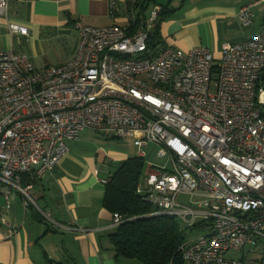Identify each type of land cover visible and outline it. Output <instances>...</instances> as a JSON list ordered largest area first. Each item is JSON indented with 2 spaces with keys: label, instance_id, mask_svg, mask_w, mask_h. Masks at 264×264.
I'll return each mask as SVG.
<instances>
[{
  "label": "built area",
  "instance_id": "built-area-1",
  "mask_svg": "<svg viewBox=\"0 0 264 264\" xmlns=\"http://www.w3.org/2000/svg\"><path fill=\"white\" fill-rule=\"evenodd\" d=\"M260 3L239 10L243 25ZM160 12L154 5L142 14L140 0H127L125 26L75 21L74 56L56 66L37 70L25 53L0 51V196L5 209L16 194L37 208L22 179L52 173L66 142L84 130L132 140L144 161L153 146L170 162L151 166L144 186L137 184L153 207L146 216L202 232L179 246L184 264H242L228 253L264 249V27L223 44L214 58L204 45L186 52L162 45ZM7 13L8 0H0V17ZM7 26L10 34L29 33ZM122 222L112 215L113 227ZM6 225L8 236L17 231Z\"/></svg>",
  "mask_w": 264,
  "mask_h": 264
},
{
  "label": "crops",
  "instance_id": "crops-1",
  "mask_svg": "<svg viewBox=\"0 0 264 264\" xmlns=\"http://www.w3.org/2000/svg\"><path fill=\"white\" fill-rule=\"evenodd\" d=\"M251 1L153 0L149 7L169 11L158 20L162 45L183 52L204 45L218 58L223 44L242 42L264 27V3H260L251 7L249 25L238 27L229 37L220 32L219 26L227 19L237 21L239 10ZM114 2L116 8L111 9L110 0H8L7 17H0V51L25 53L37 70L63 64L74 56L75 21L94 27L127 24L123 10L127 0ZM8 23L26 27L28 35L10 34ZM56 49L65 53L63 59L40 60ZM103 143L91 130L67 141L68 149L52 173L31 184L37 208L26 206L16 194L5 209L0 196V264H115L118 258L108 235L116 227L103 205L111 174L106 177L105 173L113 159L121 164L128 157L125 150L112 153ZM6 223L17 226V231L8 236ZM236 260L245 264L243 254Z\"/></svg>",
  "mask_w": 264,
  "mask_h": 264
},
{
  "label": "trees",
  "instance_id": "trees-1",
  "mask_svg": "<svg viewBox=\"0 0 264 264\" xmlns=\"http://www.w3.org/2000/svg\"><path fill=\"white\" fill-rule=\"evenodd\" d=\"M153 0H140V11L146 12ZM161 8L159 21L167 16ZM158 36V23L155 30ZM157 37H153L155 43ZM144 159L133 156L125 159L105 183L103 205L113 215L119 214L122 223L109 235L114 257L134 259L140 264H184L178 251L185 241L178 221L171 217H149L153 207L136 192ZM35 180L22 179L26 185Z\"/></svg>",
  "mask_w": 264,
  "mask_h": 264
},
{
  "label": "rangeland",
  "instance_id": "rangeland-1",
  "mask_svg": "<svg viewBox=\"0 0 264 264\" xmlns=\"http://www.w3.org/2000/svg\"><path fill=\"white\" fill-rule=\"evenodd\" d=\"M162 1V0H161ZM125 10V9H123ZM151 10L150 7L146 9V14L148 15L149 11ZM238 17V16H237ZM237 21H234L233 19H227L225 23L221 24L219 26L220 32L224 35V37H229L232 34L234 35L238 27L244 28L246 25H243L241 21L236 19ZM65 53L62 51H59L58 49L53 50L50 54L41 56L40 60L42 61H58L64 58ZM44 68V67H43ZM215 78L213 77V80ZM215 91V86L212 85L210 92L213 93ZM99 138L104 141V143L107 146H110L112 153L121 152L122 150H125L126 157L130 158L135 156V153L137 152L136 146L133 144L132 140H114V139H106L103 135L98 134ZM103 143V144H104ZM153 146H149V148L146 150L147 156L145 157L144 161V168L143 172L139 176V183L144 186V179L146 176L147 171L150 169L151 166L153 167H169L170 162L168 159V156H159L160 148H152ZM119 159H113L112 163L109 165V170L106 172V177L110 174H113L114 171L119 167ZM31 193V190H30ZM31 196L34 197L31 193ZM181 200L187 201L188 197L183 196L180 197ZM184 238L186 240H190L193 238H196L197 236L201 235L202 232L198 231L197 229H190L185 228L182 232ZM242 254L245 256V264H259V261L262 257H264V249H261L260 247H253L251 245H247L244 247L242 251L238 252H230L228 253L227 257H232L234 259H239L242 257ZM115 264H140L138 261L134 259H128L119 257ZM260 264H264V260L260 262Z\"/></svg>",
  "mask_w": 264,
  "mask_h": 264
}]
</instances>
